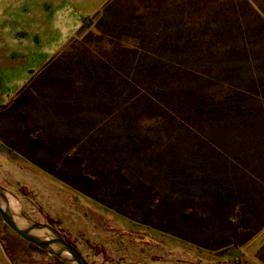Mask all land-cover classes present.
Here are the masks:
<instances>
[{
  "label": "rangeland",
  "instance_id": "1",
  "mask_svg": "<svg viewBox=\"0 0 264 264\" xmlns=\"http://www.w3.org/2000/svg\"><path fill=\"white\" fill-rule=\"evenodd\" d=\"M0 184L89 264H264V0H106L0 112Z\"/></svg>",
  "mask_w": 264,
  "mask_h": 264
},
{
  "label": "crops",
  "instance_id": "2",
  "mask_svg": "<svg viewBox=\"0 0 264 264\" xmlns=\"http://www.w3.org/2000/svg\"><path fill=\"white\" fill-rule=\"evenodd\" d=\"M105 1L0 0V111L10 104L45 58L56 54L71 38L83 18ZM29 255L45 260L44 251H8L6 242L0 241V260L14 264L11 260Z\"/></svg>",
  "mask_w": 264,
  "mask_h": 264
},
{
  "label": "water",
  "instance_id": "3",
  "mask_svg": "<svg viewBox=\"0 0 264 264\" xmlns=\"http://www.w3.org/2000/svg\"><path fill=\"white\" fill-rule=\"evenodd\" d=\"M0 219L18 237L64 264H89L77 247L67 242L57 228L23 213L20 201L1 184Z\"/></svg>",
  "mask_w": 264,
  "mask_h": 264
},
{
  "label": "trees",
  "instance_id": "4",
  "mask_svg": "<svg viewBox=\"0 0 264 264\" xmlns=\"http://www.w3.org/2000/svg\"><path fill=\"white\" fill-rule=\"evenodd\" d=\"M56 57V56H55ZM55 57H53V58H51L50 59V61L45 65V67L44 68H42L39 72H38V74L37 75H35L34 77H33V80L34 79H36L43 71H44V69H46L52 62H53V60L55 59ZM10 105V104H9ZM9 105H7V106H5L4 108H3V110H5ZM2 110V111H3ZM1 112V111H0ZM62 235V234H61ZM63 237H64V239L67 241V242H69V243H71L64 235H62ZM72 244V243H71Z\"/></svg>",
  "mask_w": 264,
  "mask_h": 264
},
{
  "label": "flooded vegetation",
  "instance_id": "5",
  "mask_svg": "<svg viewBox=\"0 0 264 264\" xmlns=\"http://www.w3.org/2000/svg\"><path fill=\"white\" fill-rule=\"evenodd\" d=\"M14 233V232H13ZM15 234V233H14ZM16 235V234H15ZM17 236V235H16ZM32 245V244H31ZM33 247H35L36 249L40 250L39 248H37L36 246L32 245ZM43 251V250H41ZM58 260V259H57Z\"/></svg>",
  "mask_w": 264,
  "mask_h": 264
}]
</instances>
